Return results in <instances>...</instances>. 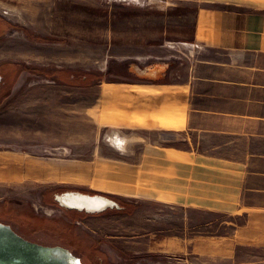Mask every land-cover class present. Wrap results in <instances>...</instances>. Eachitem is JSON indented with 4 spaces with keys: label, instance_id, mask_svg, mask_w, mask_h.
I'll list each match as a JSON object with an SVG mask.
<instances>
[{
    "label": "crops",
    "instance_id": "1",
    "mask_svg": "<svg viewBox=\"0 0 264 264\" xmlns=\"http://www.w3.org/2000/svg\"><path fill=\"white\" fill-rule=\"evenodd\" d=\"M126 1L117 10L92 0H52V21L62 19L67 28L74 13L80 21L103 20L110 41L138 49L160 46L167 36H175L172 40L192 46L195 59L161 81L102 82L95 100L81 109L123 143L129 141L126 132L134 134L135 142L146 138L141 132L180 134L186 147L151 140L139 152L128 150L129 159L98 162V190H77L116 202L135 199L238 217L224 234L154 228L145 233L144 252L191 256L202 264H264V0ZM36 161L79 169L70 176L88 178L91 172L89 167L0 151V183L63 178L60 172L49 175Z\"/></svg>",
    "mask_w": 264,
    "mask_h": 264
},
{
    "label": "rangeland",
    "instance_id": "2",
    "mask_svg": "<svg viewBox=\"0 0 264 264\" xmlns=\"http://www.w3.org/2000/svg\"><path fill=\"white\" fill-rule=\"evenodd\" d=\"M92 1L117 10L128 5L126 0ZM129 3L138 5L141 1ZM174 9L168 11L169 16L174 15ZM141 10L160 12L155 8ZM52 18H56L52 0H0V151L27 153L38 160L74 168L89 167L90 176H70L79 169L36 161V166L50 171L49 175L60 172L63 178L0 183V222L10 224L28 240L70 249L83 264H95L86 252L100 259V264H202L191 256L186 262V258L146 254L145 233L154 228L179 233L187 227L190 233L224 234L240 218L135 199L119 201L123 210L85 215L61 207L55 199V193L68 188L98 190V162L112 157L129 159L128 150L139 152L151 140L186 147L180 134L141 132L146 138L135 142L134 134L126 132L123 135L129 141L123 143L97 127L81 106L95 100L102 82L130 81L128 73L140 81L161 80L170 71L182 69L181 63L186 65L195 59L192 46L167 36L160 46L138 49L110 41L111 35L103 31V20L80 21L74 13L66 28L64 20L53 22ZM159 65L163 69L157 76L148 74Z\"/></svg>",
    "mask_w": 264,
    "mask_h": 264
},
{
    "label": "water",
    "instance_id": "3",
    "mask_svg": "<svg viewBox=\"0 0 264 264\" xmlns=\"http://www.w3.org/2000/svg\"><path fill=\"white\" fill-rule=\"evenodd\" d=\"M2 76L0 75V90ZM59 205L67 210L100 214L121 206L100 194L67 191L55 195ZM0 264H83L80 257L63 246H48L26 239L10 224L0 222Z\"/></svg>",
    "mask_w": 264,
    "mask_h": 264
},
{
    "label": "trees",
    "instance_id": "4",
    "mask_svg": "<svg viewBox=\"0 0 264 264\" xmlns=\"http://www.w3.org/2000/svg\"><path fill=\"white\" fill-rule=\"evenodd\" d=\"M126 78L127 79H130V80H139L136 76H134V75H131V74H126ZM116 81H118V80H111V81H108V82H116ZM159 81H161V80H159ZM71 85H77V84H71ZM82 85H84V84H82ZM86 86H90V85H92V84H90V83H86L85 84ZM120 205H121V203H120ZM123 207V206H122ZM113 210H115L116 211V209H113ZM122 210H123V208H122ZM70 212V211H69ZM72 212H75V213H81V214H85V215H87L85 212H77V211H72ZM72 244V243H71ZM77 250H79V249H77ZM86 254L90 257V259L92 260V261H94V263L95 264H100L101 262H100V259H98L96 256H92L91 254H89V252H86ZM97 259V260H96Z\"/></svg>",
    "mask_w": 264,
    "mask_h": 264
},
{
    "label": "bare ground",
    "instance_id": "5",
    "mask_svg": "<svg viewBox=\"0 0 264 264\" xmlns=\"http://www.w3.org/2000/svg\"><path fill=\"white\" fill-rule=\"evenodd\" d=\"M162 69H163V67H161L160 65L159 66H157V67H154V68H152V69H150L149 71H148V74L149 75H151V76H157L161 71H162ZM112 138H113V136H112ZM114 141H116V142H120L119 140L117 141L116 139H113ZM114 143V142H113ZM114 144H116V143H114ZM119 144V143H118ZM117 144V145H118ZM115 146V145H114Z\"/></svg>",
    "mask_w": 264,
    "mask_h": 264
},
{
    "label": "flooded vegetation",
    "instance_id": "6",
    "mask_svg": "<svg viewBox=\"0 0 264 264\" xmlns=\"http://www.w3.org/2000/svg\"><path fill=\"white\" fill-rule=\"evenodd\" d=\"M2 83H1V88H2ZM67 191H79V192H82V193H86V194H88V192H84V191H81V190H77V189H66V190H62V191H60V192H58V193H55V195L56 194H61V193H64V192H67ZM89 194H91V195H94V193H89ZM112 199V198H111Z\"/></svg>",
    "mask_w": 264,
    "mask_h": 264
}]
</instances>
